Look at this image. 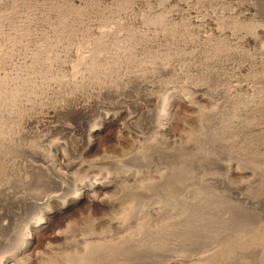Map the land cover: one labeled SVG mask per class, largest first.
Here are the masks:
<instances>
[{
    "label": "rangeland",
    "instance_id": "obj_1",
    "mask_svg": "<svg viewBox=\"0 0 264 264\" xmlns=\"http://www.w3.org/2000/svg\"><path fill=\"white\" fill-rule=\"evenodd\" d=\"M7 1L0 0V13H3L0 14V76L8 77L9 82L0 86V100L4 101L1 100L3 105L0 103V107L11 105L10 93L19 89L20 95L17 94L13 102L17 108L42 102L48 93L54 98L52 101L58 103L80 102L82 106L92 105L96 100L105 103L107 110L90 112L91 117L87 118L91 122L89 127H99L105 117L116 119L101 129L102 135L93 146L84 144L71 151L76 154L69 155V161H77L82 151L88 161L103 156L107 164H96L92 174L96 173L97 177L105 180L123 176L124 181L122 186L109 191V194L100 193V196H107L125 206L122 205L119 211L103 212L104 215L101 213L90 218L87 216L89 212L81 206H64L58 199L49 204L52 211L63 206L64 210L69 208V215H59V212V217L48 227L43 225L38 235L40 251L44 250L46 243L58 245L56 259L52 258L51 263L47 261L48 264H93L88 262L87 256H82V247L72 244L74 240L59 245L50 239L53 232L61 227L67 230L68 235L78 237L79 234L78 238L89 234L101 237L107 233L116 234L117 229L92 220L101 216L107 219L116 217L122 223L125 221L130 230L127 234L130 237L134 235L133 240L136 236V241L141 243L140 247L144 248L139 255L141 262L130 261V264H264V0ZM141 15L144 17L140 18ZM155 22L157 26L153 25ZM91 33L101 37H90ZM90 38L95 40H91V47ZM118 43L120 47H117ZM112 44L120 49H114ZM81 45L85 46L81 48ZM76 47L84 56H76ZM83 57L84 64L81 62ZM52 59L54 62L50 63ZM57 62H61L60 65ZM101 62H104L103 66ZM46 68L47 71L43 72ZM157 71L162 72H158L160 77L156 76ZM17 73L19 79L14 78ZM89 74L100 75V80L95 76L92 79L93 75ZM131 76H138L141 82L129 85ZM111 84L117 91L116 95H100V89ZM223 85L228 91H223L226 89ZM41 91H44L40 93L43 98L34 99V95ZM187 100L191 102L190 106L186 105ZM67 114H59L55 118L40 114L37 120L40 122L35 125L39 130L60 125L75 128L76 115ZM163 117H169L168 125L161 120ZM56 136L59 137V133ZM116 136L120 138L116 139ZM0 150V214L10 222L9 225L12 224L9 228L12 232L1 231L0 234L3 240L0 245L5 243L0 247V255L3 252L7 255L18 247L14 239L20 236V229L41 221L47 207H39L44 198L57 191L54 183L25 169L22 163L26 160L18 147L1 145ZM81 175L82 172L79 176L83 177ZM148 225L154 228L147 229ZM70 246H73L74 253ZM124 263L129 264L127 261Z\"/></svg>",
    "mask_w": 264,
    "mask_h": 264
},
{
    "label": "bare ground",
    "instance_id": "obj_2",
    "mask_svg": "<svg viewBox=\"0 0 264 264\" xmlns=\"http://www.w3.org/2000/svg\"><path fill=\"white\" fill-rule=\"evenodd\" d=\"M7 1V0H6ZM80 1V0H79ZM177 1V0H176ZM182 1V0H181ZM189 1V0H188ZM8 2V1H7ZM11 2V0H10ZM29 2V1H28ZM64 2V1H63ZM139 2V1H138ZM141 2V1H140ZM10 4V3H9ZM24 5V4H22ZM40 5V4H39ZM51 5V4H50ZM74 4H72L73 6ZM88 5V4H87ZM86 5V7H87ZM140 5V3H139ZM75 6V5H74ZM83 6H84V3H83ZM14 7H15V4H14ZM12 7V8H14ZM44 7V6H43ZM77 7V6H75ZM79 7V5H78ZM11 8V7H10ZM83 8V7H82ZM29 9V8H28ZM80 10V9H79ZM84 10V9H82ZM8 11V10H7ZM13 11V10H12ZM21 11V10H20ZM53 11V10H52ZM14 12V11H13ZM12 12V13H13ZM48 12V11H47ZM19 13V12H18ZM1 14V13H0ZM8 14V13H7ZM24 14V13H23ZM33 14V13H32ZM49 14V13H48ZM74 14V13H72ZM130 14V13H129ZM150 13H148L149 15ZM3 15V13L1 14ZM136 15V14H134ZM133 15V16H134ZM139 15V14H138ZM137 15V16H138ZM7 16V15H6ZM22 16V15H21ZM24 16V15H23ZM28 16V15H27ZM34 16V15H33ZM132 16V17H133ZM140 16V15H139ZM143 15H141L140 18H142ZM152 16V15H151ZM156 16H158L156 14ZM175 16V15H174ZM182 16V15H181ZM180 16V17H181ZM75 17V16H74ZM108 17V16H107ZM110 17V16H109ZM126 17V15H125ZM144 17V16H143ZM149 17V16H148ZM161 17V16H160ZM163 17V16H162ZM4 18V17H3ZM6 18V17H5ZM4 18V19H5ZM8 18V16H7ZM24 18V17H23ZM122 18V17H121ZM152 18V17H151ZM172 18V17H171ZM176 18V17H175ZM10 19V18H9ZM45 19V18H44ZM54 19V18H53ZM133 19V18H132ZM147 19V18H146ZM149 19V18H148ZM154 19V17H153ZM152 19V20H153ZM158 21H159V18H157ZM174 19V18H173ZM177 19V18H176ZM179 19V18H178ZM31 20V19H29ZM39 20V19H38ZM55 20V19H54ZM118 20V19H117ZM131 20V19H130ZM129 20V21H130ZM151 20V19H150ZM149 20V21H150ZM151 20V21H152ZM11 21V20H10ZM27 21V20H26ZM42 21V20H41ZM52 21V20H51ZM97 21V20H96ZM139 21V20H137ZM136 21V22H137ZM157 21V20H156ZM166 21V20H165ZM180 21V20H178ZM17 22V21H16ZM45 22V21H43ZM89 22V21H88ZM95 22V21H94ZM143 22V21H142ZM146 22V20H145ZM212 22V21H211ZM20 23V21H19ZM22 23V22H21ZM52 23V22H51ZM50 23V24H51ZM140 23H141V20H140ZM150 23V22H149ZM159 23V22H158ZM161 23V21H160ZM159 23V25H160ZM165 23V22H164ZM23 24V23H22ZM36 24V23H35ZM48 24V23H47ZM60 24V23H58ZM68 24V23H67ZM84 24V23H83ZM124 24V23H123ZM147 24H148V21H147ZM152 24V22H151ZM171 24V23H170ZM185 24V23H184ZM150 25V24H149ZM153 25H156V22L153 24ZM152 25V26H153ZM162 25V24H161ZM46 26V25H45ZM52 26V25H51ZM151 26V25H150ZM157 26V25H156ZM41 27V26H40ZM147 27V26H146ZM144 28V27H143ZM157 28V27H156ZM100 29V28H99ZM128 29V28H127ZM146 29V28H144ZM150 29V28H149ZM152 29V28H151ZM158 29V28H157ZM162 29V28H161ZM160 29V30H161ZM108 30V29H107ZM112 31V29H110ZM147 30V29H146ZM159 30V29H158ZM65 31V30H63ZM131 31V29L129 30ZM141 31V29H140ZM157 31V30H156ZM161 31H164V30H161ZM66 32V31H65ZM94 32V31H93ZM109 32V31H107ZM112 32H116V31H112ZM148 32V31H146ZM145 32V34H146ZM101 33V32H100ZM152 33V32H151ZM156 33V32H154ZM163 33V32H162ZM24 34V33H23ZM64 34V33H63ZM102 34V33H101ZM103 34H106L103 33ZM102 34V35H103ZM112 35V33H110ZM129 34V32H128ZM142 34V33H141ZM44 35V33L42 34ZM97 34H94L90 35V37L92 36H95ZM100 35V34H99ZM139 35V34H138ZM40 37V35H38ZM83 36V35H82ZM98 36V35H97ZM113 36V35H112ZM130 36V35H129ZM141 36V35H140ZM146 36V35H145ZM151 36V35H150ZM158 36V34H157ZM161 36V35H160ZM169 36V35H167ZM1 37V36H0ZM99 37V36H98ZM101 37V36H100ZM99 37V38H100ZM103 37V36H102ZM115 37V36H114ZM118 37V35H117ZM116 37V38H117ZM126 37V35H125ZM24 38V37H23ZM124 38V37H123ZM141 38V37H140ZM144 38V37H143ZM159 38V37H158ZM168 38V37H167ZM18 39V38H17ZM26 39V38H24ZM93 39V38H92ZM90 38V47L92 46V43H91V40ZM95 39V37H94ZM138 39V38H137ZM148 39V38H147ZM166 39V38H164ZM169 39V38H168ZM171 39V38H170ZM175 39V38H172V40ZM16 40V39H15ZM28 40V39H27ZM31 40V39H30ZM97 40V39H96ZM117 40V39H116ZM125 40V38H124ZM129 40V43H130V39ZM136 40V39H134ZM143 40V39H142ZM146 40V39H145ZM149 40V39H148ZM155 40V39H154ZM77 41V40H76ZM82 41V40H81ZM93 42H95V40H92ZM101 41V40H100ZM114 41V40H113ZM119 41V40H118ZM126 41V40H125ZM124 41V42H125ZM133 41V40H132ZM138 41V40H137ZM79 42V41H78ZM106 42V41H105ZM122 42V41H121ZM146 42V41H145ZM168 42V41H167ZM21 43V41H20ZM113 43V42H112ZM117 43V42H116ZM132 43V42H131ZM141 43V42H140ZM144 43V42H142ZM165 43V42H164ZM1 44V43H0ZM28 44V43H27ZM42 44V43H41ZM40 44V45H41ZM69 44V43H68ZM70 44H73V43H70ZM94 44V43H93ZM101 44V43H100ZM135 44V43H134ZM147 44V43H146ZM46 45V44H45ZM89 45V44H88ZM87 45V46H88ZM113 45V44H112ZM118 46L117 47H120L119 43L117 44ZM124 45V44H122ZM144 45V44H143ZM159 45V44H158ZM169 45V44H168ZM173 45V44H172ZM183 45V44H182ZM6 46V45H5ZM8 46V45H7ZM17 46V45H16ZM38 46V45H36ZM50 46V45H48ZM53 46V45H52ZM76 46V45H75ZM80 46V44H79ZM82 46H85V45H81V48ZM111 46V45H110ZM129 46V45H128ZM133 46V45H132ZM136 46V45H135ZM147 46V45H146ZM149 48H152L150 47V45H148ZM188 46V45H187ZM2 47V46H0ZM4 47V46H3ZM40 47V46H39ZM47 47V46H46ZM45 47V48H46ZM69 47V46H67ZM71 47V46H70ZM112 47H114V49L116 48L115 45H113ZM122 47V46H121ZM141 47V46H140ZM161 47V46H160ZM169 47V46H168ZM167 47V48H168ZM170 47H171V44H170ZM174 47V46H173ZM9 48V47H8ZM13 48V47H11ZM26 48V47H25ZM32 48V47H31ZM30 48V49H31ZM50 48H52L50 46ZM62 48V47H61ZM65 48V47H64ZM72 48V47H71ZM77 48V47H76ZM87 48V47H86ZM95 48V47H94ZM93 48V49H94ZM103 48V46H102ZM101 48V49H102ZM105 48V47H104ZM142 48V47H141ZM38 49V48H36ZM63 49V48H62ZM67 49V48H66ZM100 49V48H99ZM116 49H120V48H116ZM126 49V48H125ZM123 49V51L125 50ZM130 49V48H129ZM146 49V48H145ZM153 49V48H152ZM172 49V48H171ZM177 49V48H176ZM16 50V49H15ZM56 50V49H55ZM59 50V49H58ZM57 50V51H58ZM79 50H81L79 48ZM96 50V49H95ZM140 50V49H139ZM165 50V49H164ZM163 50V52H164ZM180 50V49H179ZM178 50V51H179ZM48 51H49V48H48ZM51 51V50H50ZM64 51V50H63ZM62 51V52H63ZM71 51V50H70ZM72 51H73V48H72ZM70 52V53H73V52ZM103 51V50H102ZM120 51V50H119ZM122 51V53H123ZM127 51V50H126ZM133 51V50H132ZM148 51V50H147ZM170 51V50H169ZM174 51V50H173ZM19 52V51H18ZM24 52V51H23ZM39 52V51H38ZM40 52H41V49H40ZM85 52V51H83ZM94 52V51H92ZM99 52V51H97ZM104 52V51H103ZM101 52V53H103ZM106 52V51H105ZM111 52V51H110ZM113 52V51H112ZM117 52V50H116ZM131 52V51H130ZM152 52V51H151ZM166 52V51H165ZM20 53V52H19ZM35 53V52H34ZM43 53V51H42ZM44 53H48V52H44ZM54 53V52H53ZM52 53V55H53ZM59 53V52H58ZM89 53H91V51H89ZM107 53V52H106ZM115 53V52H114ZM128 53V52H127ZM134 53V52H132ZM145 53V52H144ZM168 52H166V55ZM174 53V52H173ZM195 53V52H194ZM193 53V54H194ZM3 54V53H2ZM30 54V53H29ZM76 54V52H75ZM81 54V53H80ZM78 53V48H77V55H80ZM83 54V53H82ZM81 54V56H82ZM87 54V53H86ZM96 54V53H94ZM116 54V53H115ZM125 54V53H123ZM136 54V53H135ZM154 54V53H153ZM171 54V53H170ZM181 54V53H180ZM183 54V53H182ZM5 55V54H4ZM8 55V54H7ZM23 55V54H22ZM26 55V54H25ZM24 55V56H25ZM50 55V54H49ZM57 55V54H56ZM55 55V56H56ZM72 55V54H70ZM92 55V54H90ZM97 55H99L97 53ZM111 55H114V54H111ZM117 55V54H116ZM121 55V54H120ZM139 55V54H138ZM147 55V54H146ZM151 55V53H150ZM149 55V56H150ZM156 55V53L154 54ZM162 55V54H161ZM165 55V54H164ZM174 56V54H171ZM1 56V55H0ZM10 56V55H9ZM32 56V55H31ZM60 56V55H59ZM84 56V54H83ZM107 56V55H106ZM110 56V55H109ZM107 56V57H109ZM119 56V54H118ZM125 56V55H124ZM3 57V56H2ZM1 57V58H2ZM29 57V56H28ZM40 57V56H39ZM74 57V56H73ZM87 57V56H86ZM93 57V56H92ZM95 57V55H94ZM97 57V56H96ZM99 57V56H98ZM113 57V56H112ZM123 57V56H122ZM126 57V56H125ZM141 56H139L140 58ZM148 57V56H147ZM159 57V56H158ZM163 57V56H162ZM161 57V58H162ZM186 57V56H185ZM11 58V57H10ZM19 58V57H18ZM46 58V55L45 57ZM48 58V56H47ZM51 58V57H50ZM53 58V57H52ZM61 58V57H59ZM76 58V57H75ZM79 58V56H78ZM81 58V57H80ZM79 58V59H80ZM85 57H83L81 60H83ZM104 58V57H103ZM117 58V56H116ZM129 58V57H128ZM131 58V57H130ZM135 58V57H134ZM143 58V57H142ZM141 58V59H142ZM154 58V57H153ZM164 58V57H163ZM200 58V57H198ZM9 59V58H7ZM13 59V58H11ZM24 59V58H23ZM68 59V57H67ZM93 59V58H91ZM97 60H99V58H95ZM127 59V58H126ZM126 59L124 61H126ZM144 59V58H143ZM160 59V58H159ZM233 59V57H232ZM3 60V58H2ZM38 60V59H37ZM49 60V59H48ZM47 60V61H48ZM60 60V59H59ZM76 60V59H75ZM104 59H101V61H103ZM118 60V59H117ZM128 60V59H127ZM138 60V59H137ZM155 60V59H153ZM163 60V59H162ZM168 60V58L166 59ZM187 60V58L185 59ZM205 60V59H204ZM208 60V59H207ZM215 60V59H214ZM227 60V59H225ZM229 60V59H228ZM231 60V59H230ZM14 61V60H13ZM16 61V60H15ZM42 61V60H40ZM46 61V60H45ZM73 61V60H72ZM78 61V60H77ZM80 61V60H79ZM78 61V62H79ZM86 61V60H85ZM89 61V60H87ZM86 61V62H87ZM123 61V62H124ZM135 61V59H134ZM140 61V59H139ZM138 61V62H139ZM152 60H150L151 62ZM161 61V60H159ZM38 62V61H37ZM54 62V59H52V61H50V63ZM62 62V61H61ZM60 62V63H61ZM65 62V61H63ZM82 63L84 62L81 61ZM81 62L79 64H81ZM85 62V63H86ZM130 62V61H128ZM149 62V60L147 61ZM149 62V63H150ZM154 62V61H153ZM157 62V61H156ZM171 62V61H170ZM176 62V61H175ZM189 62V61H188ZM221 62V61H220ZM229 62V61H228ZM234 62V61H233ZM254 62V61H253ZM264 62V61H263ZM8 63V62H7ZM6 63V64H7ZM41 63V62H40ZM47 63V62H46ZM59 63V62H57ZM56 63V64H57ZM60 63L58 65H60ZM89 63V62H88ZM99 63V62H98ZM104 63V62H101L100 65ZM121 63V62H120ZM135 63V62H134ZM152 63V62H151ZM157 63H161L162 65V62H157ZM164 63V62H163ZM224 63V62H223ZM227 63V62H226ZM238 63V62H236ZM256 63V62H255ZM1 64V63H0ZM3 64V63H2ZM5 64V63H4ZM15 64V63H14ZM21 64V63H20ZM23 64V63H22ZM31 64V63H29ZM39 64V63H38ZM68 64V63H67ZM84 64V63H83ZM144 64V63H143ZM142 64V65H143ZM148 64V63H146ZM153 64V63H152ZM155 64V63H154ZM171 64V63H170ZM174 64V63H173ZM179 64V63H178ZM181 64V63H180ZM179 64V65H180ZM192 64H194V62H192ZM212 64V63H211ZM233 64V63H232ZM259 64V63H258ZM9 65V64H8ZM33 65V64H32ZM40 65V64H39ZM141 65V66H142ZM177 65V64H175ZM209 65V64H207ZM223 65V64H222ZM230 65V64H229ZM256 65V64H255ZM264 65V64H263ZM3 66V65H2ZM5 66V65H4ZM19 66H22V65H19ZM26 66V65H25ZM30 66V65H28ZM47 66V65H46ZM57 66V65H56ZM76 66V65H75ZM81 66V65H80ZM93 67V65H91ZM94 66H95V63H94ZM103 66V65H101ZM148 66V65H147ZM151 66V65H150ZM171 66V65H170ZM221 66V64H220ZM239 66V64H238ZM9 67V66H8ZM15 67V66H14ZM31 67V66H30ZM53 67V65H52ZM128 67V66H127ZM155 68V66H153ZM158 67V66H157ZM160 67V66H159ZM172 67V66H171ZM169 67V68H171ZM181 67V66H180ZM186 67V66H185ZM184 67V68H185ZM197 67V66H196ZM231 67V66H230ZM248 67V66H247ZM257 67V66H256ZM262 67V66H261ZM22 68V67H21ZM33 68V67H32ZM43 68V67H42ZM41 68V69H42ZM59 68V67H58ZM57 68V69H58ZM87 68V67H86ZM91 68V67H89ZM98 68H100V66H98ZM117 68V67H116ZM119 68V67H118ZM117 68V69H118ZM174 68V67H173ZM222 68V67H221ZM229 68V67H228ZM254 69V67H252ZM252 68H249V69H252ZM53 69V68H52ZM107 69V67H106ZM162 69V67H161ZM216 69V68H214ZM220 69V68H219ZM237 69V68H236ZM235 69V70H236ZM13 70V69H12ZM17 70V68H16ZM22 70V69H21ZM81 70V69H80ZM97 70V69H96ZM152 70V69H151ZM154 70V69H153ZM157 70V69H156ZM155 70V71H156ZM160 70V68H159ZM173 70V69H172ZM179 70V69H178ZM201 70V69H200ZM199 70V71H200ZM230 70V69H229ZM4 71V70H3ZM24 71H25V68H24ZM41 71V70H40ZM47 71V68L43 71V72H46ZM71 71H73L71 69ZM83 71V70H82ZM93 71V69H92ZM103 71V70H102ZM119 70H117L118 72ZM162 71V70H161ZM223 71V70H222ZM238 71V70H237ZM250 71V70H249ZM253 71V70H252ZM17 72V71H16ZM23 72V71H22ZM49 72V71H48ZM57 72V71H56ZM79 72V70L77 71V73ZM85 72V71H84ZM87 72V71H86ZM114 71H112L110 73V75L113 73ZM116 72V71H115ZM116 72L117 75H119L118 73ZM121 72V71H120ZM127 72V71H126ZM129 72V71H128ZM146 72V71H145ZM159 73H162L160 71H157V75L158 76ZM177 72V71H176ZM175 72V73H176ZM214 72V71H213ZM212 72V73H213ZM245 72V71H244ZM4 73V72H3ZM13 73V72H12ZM26 74H28L27 72H24ZM23 73V74H24ZM32 72H30L31 74ZM76 73V72H75ZM83 73V72H82ZM103 74V72H101ZM108 73V72H107ZM125 73V71H124ZM131 73V72H130ZM144 73V72H143ZM150 73V72H148ZM164 73V72H163ZM182 73V72H181ZM204 73V72H203ZM242 73V72H241ZM252 73V72H251ZM2 74V73H1ZM45 74V73H44ZM57 74V73H56ZM60 74V73H59ZM58 74V75H59ZM98 74V72H97ZM115 74V75H116ZM166 74V73H165ZM190 74V73H189ZM215 74V73H213ZM240 74V73H239ZM244 74V73H243ZM249 74V73H248ZM13 75V74H12ZM34 75V74H33ZM51 75V74H50ZM53 75V74H52ZM51 75V76H52ZM74 75V74H73ZM72 75V76H73ZM77 75V74H75ZM82 75V74H81ZM86 75V74H85ZM90 75V74H89ZM93 75V74H91ZM90 75V76H91ZM96 75V74H95ZM93 75L91 78H95L96 76ZM126 75V74H125ZM149 75V76H148ZM146 76H148L149 78L151 77L150 74H148ZM163 75V74H162ZM184 75V73H183ZM19 76V73L15 74L14 78L16 79H19L20 77ZM22 76V75H21ZM44 75H42L43 77ZM46 76V74H45ZM66 76V75H65ZM84 76V74H83ZM95 76V77H94ZM124 76V75H123ZM139 76V75H138ZM138 76H131L129 77L128 79V84H136L139 82H141V79L138 77ZM154 75H152L153 77ZM197 76V75H196ZM241 76V75H240ZM28 77V76H27ZM50 77V76H49ZM54 77V76H53ZM61 77H64V76H59ZM67 77V76H66ZM75 78V76H73ZM89 76H87L88 78ZM100 77V75L98 76ZM96 77V78H98ZM102 77H106V76H103ZM117 78V76H115ZM114 77V78H115ZM145 77V76H144ZM147 77V78H148ZM160 77V75L158 76ZM182 77V76H181ZM187 77V76H186ZM193 77V76H192ZM36 78V76H35ZM65 78V77H64ZM63 78V79H64ZM69 78V77H68ZM77 78V76H76ZM90 78V79H91ZM111 78V77H110ZM146 78V79H147ZM155 78V77H154ZM178 78V77H177ZM180 78V77H179ZM188 78V77H187ZM80 79V78H79ZM85 79V78H84ZM91 79V80H92ZM99 79V78H98ZM102 79V78H101ZM152 79V78H150ZM184 79V77H183ZM9 78L6 77V76H0V86L6 84V82L8 83L9 81ZM29 80V79H28ZM73 80V79H72ZM77 80V79H76ZM100 80V79H99ZM149 80V79H148ZM13 81V80H12ZM22 81V80H21ZM26 81V80H25ZM78 81V80H77ZM93 81V80H92ZM110 81V80H109ZM119 81V80H118ZM29 82V81H28ZM34 82V81H33ZM56 82V81H55ZM67 82V81H66ZM73 83V81H70ZM95 82V81H94ZM123 82V81H122ZM127 82V80H126ZM153 82V81H152ZM59 83V82H57ZM83 83V82H82ZM81 83V84H82ZM101 83V82H100ZM103 83V82H102ZM101 83V84H102ZM237 83V82H236ZM66 84H69V83H66ZM80 84V83H79ZM122 84V83H121ZM129 84V85H130ZM146 84V83H145ZM248 84V83H247ZM10 85V83H9ZM47 85V84H46ZM62 85V84H61ZM78 85V84H77ZM88 85V84H87ZM86 85V86H87ZM120 85V84H119ZM125 85V84H124ZM127 85V84H126ZM125 85V86H126ZM242 85V84H241ZM251 85V84H250ZM97 86V85H95ZM115 86V85H114ZM132 86V85H131ZM135 86V85H134ZM139 85H137L138 87ZM155 86V85H154ZM234 86H238V85H234ZM36 87V86H35ZM48 87V86H46ZM60 87V85H59ZM78 87V86H77ZM123 87V85H122ZM149 87V86H148ZM223 88L225 87L224 85L222 86ZM230 87V86H229ZM241 87V86H240ZM249 87V86H248ZM24 88V87H23ZM65 88V87H64ZM134 89L136 87H133ZM144 88V87H143ZM226 88V87H225ZM22 89V88H21ZM42 89V88H41ZM55 89V88H54ZM54 89H52V91H55ZM68 89H71V88H68ZM127 89V88H126ZM125 89V90H126ZM146 89V87H145ZM236 89V88H235ZM32 90V89H31ZM51 90V89H50ZM132 90V89H131ZM227 90L224 89L223 91ZM230 90V88H229ZM234 90V89H233ZM240 90V89H239ZM238 90V91H239ZM242 90V89H241ZM246 90V89H245ZM252 90V89H251ZM10 91V90H8ZM33 91V90H32ZM51 91V92H52ZM59 91V90H58ZM71 91V90H70ZM87 91V90H86ZM122 91V90H121ZM126 91H130L129 88L126 90ZM228 91V90H227ZM3 92V91H2ZM7 92V91H6ZM28 92V91H27ZM48 92V91H47ZM67 92V91H66ZM116 89L112 87V84L111 85H106V86H103L101 89H100V95H107L108 96H113V95H116ZM9 93V92H8ZM19 89H15L14 91H12L10 93V100H11V105H4V106H1L0 107V148H1V145L2 146H9L10 144H13L14 146L18 147L21 151V153L24 155V158L26 160L25 163H22L23 166L25 167V169H27V171L33 175H37L39 177V175L41 177H45L48 181H50V183H54V187L56 188L55 190L57 191L56 194H52V195H49L46 197V199L44 198V202L41 203L39 205V207H46L45 211H44V214L42 215L43 217L41 218V221H38V223L36 225H27V226H24L22 229H20V236L18 238H16V240L14 239V241L16 242V244H18V247L13 251L11 252L10 254H3L5 252H3L1 255H0V264H48L47 261H49V263H51V259L52 258H55L56 259V254L58 252H56V249H58V245H55L52 244V245H49V243H46V247H44V250L43 251H40L41 249V246H40V243L38 241V235L39 233L41 232V230L43 229L42 226L46 224V226L50 225L51 222H53L56 217H59V215H63V214H66V215H69V208L64 210V206L65 205H77V206H81L80 208H85V211H88V217L92 216V215H95V216H99L98 214L102 215L101 213L105 212L108 213L110 211H119L122 207V205L124 203H122V205L120 206L119 202L117 203L114 199L112 198H108L107 196H104V197H101L100 196V193L104 194V193H107L109 194L108 192L115 189V188H118L120 186H122V183L124 181V177L123 176H119L117 178H112V179H100L99 177H97V175L95 174H92L94 171V167L96 164H104V162L106 161H103L104 158L102 156V158L100 159H91V160H87L85 159L87 156H86V153L85 152H81L79 156V158L77 159V161H69V155H73L72 153H70L71 151H73L77 146L78 147H81L82 145L86 144L87 146L91 147L95 144V140L100 137L102 135L101 133V129L106 126L107 124H110V123H113V122H116V119H111L109 117H105L102 121H101V125H99V127H89L90 125V120L88 121L87 118L88 117H91L90 112L91 111H99L100 113L103 112V110L105 109V103H102L100 102L99 100H96L94 103H92V105H86V106H82L80 105L79 103H74V104H68V103H58L57 101L56 102H53L52 99H54L52 97V95H49L48 93L46 94V96H44V99L43 96L40 94V93H44V91H41L39 92L37 95H34V99H42V102H38V103H32V104H29V105H25V107H20L17 108L13 105V102L19 94ZM65 93V92H64ZM78 93V92H77ZM99 93V92H98ZM1 94V93H0ZM7 94V93H6ZM5 94V95H6ZM24 95L26 93H23ZM67 94V93H66ZM81 94V93H80ZM79 94V95H80ZM92 94V92H91ZM226 94V93H225ZM232 94V93H231ZM229 93V95H231ZM56 95V94H55ZM93 95V94H92ZM2 96V95H1ZM8 96V95H7ZM6 96V97H7ZM30 96V95H29ZM42 96V98H40ZM65 96V95H64ZM91 95H89L90 97ZM122 96V95H121ZM125 96V95H124ZM225 96V95H224ZM18 97V96H17ZM56 97V96H55ZM58 97V96H57ZM63 97V96H62ZM101 97V96H100ZM117 97V96H116ZM3 98L4 95H3ZM32 98V97H31ZM66 98V97H65ZM115 98V96L113 97ZM139 98V97H138ZM23 99V98H22ZM59 98H56V100H58ZM68 99V98H67ZM66 99V100H67ZM96 99V98H94ZM2 100V99H1ZM0 100V103L2 104ZM30 100V99H29ZM63 100V98H62ZM76 100V99H75ZM3 101V100H2ZM7 101V100H5ZM9 101V100H8ZM21 101V100H20ZM26 101V100H25ZM28 101V99H27ZM26 101V102H27ZM34 101V100H33ZM73 101V100H72ZM94 101V100H92ZM4 102V101H3ZM72 103V102H71ZM186 105L190 106L191 105V102L189 100H187L186 102ZM16 104V103H15ZM21 104V103H20ZM24 104V103H23ZM27 104V103H26ZM3 105V104H2ZM24 106V105H23ZM105 106V107H104ZM110 106V105H109ZM22 108V109H21ZM169 109V108H168ZM107 110V109H105ZM49 114L51 115V117L55 118L56 116H59V114H67V113H73L74 115H76V119H77V126L75 128H72L70 126H67V125H60V126H49L48 128H42L43 130H39V127L35 125V123L37 122V120H39V115L41 114ZM40 115V116H41ZM68 115V114H67ZM73 116V115H72ZM104 116V115H103ZM109 116V115H108ZM116 117V116H115ZM114 117V118H115ZM117 118V117H116ZM169 117H163L161 120L164 121V124L165 125H168L169 124ZM65 119V118H64ZM64 121V120H63ZM40 122V121H38ZM37 122V123H38ZM65 122V121H64ZM66 123V122H65ZM60 124V123H59ZM68 124V123H67ZM100 124V123H99ZM119 124V123H118ZM40 125V124H38ZM121 127V126H120ZM24 128L26 130H24ZM126 128V127H125ZM121 129V128H120ZM119 129V130H120ZM165 130V129H164ZM158 131V130H157ZM167 131V130H165ZM124 132V131H123ZM59 133V137L56 136V134ZM154 134V133H153ZM56 136V137H55ZM134 136V135H133ZM118 136H116V139H117ZM120 138V136L118 137V139ZM137 140V139H136ZM150 140V138H149ZM143 141H145V139H143ZM148 141V140H147ZM89 143V144H88ZM3 148V147H2ZM15 149V148H14ZM3 150V149H2ZM12 150V149H11ZM1 151V150H0ZM5 151V150H4ZM3 152V151H2ZM74 152V151H73ZM87 152V151H86ZM16 153V152H15ZM78 153V152H77ZM4 154V153H2ZM7 154V153H6ZM76 154V152H75ZM74 154V155H75ZM2 156V155H1ZM10 156V154H9ZM22 156V155H21ZM19 157V156H18ZM106 159H108V157L105 155ZM3 158V157H2ZM9 158V157H8ZM6 158V159H8ZM93 158V157H92ZM14 159V158H13ZM115 159V158H114ZM4 160V159H3ZM112 160V159H109V161ZM19 161V160H18ZM114 161V160H113ZM117 161V160H115ZM108 162V161H107ZM112 163V161H110ZM106 163V162H105ZM110 163V164H111ZM6 164V163H5ZM107 164V163H106ZM109 164V163H108ZM10 166V165H9ZM17 167V166H16ZM23 167V168H24ZM7 168V167H6ZM22 168V167H21ZM7 170V169H6ZM11 172H13L11 169H9ZM16 171V169H15ZM10 172V173H11ZM23 172V171H22ZM82 172V175L83 177H80L79 176V173ZM15 173V172H13ZM12 174V173H11ZM156 174V173H155ZM29 176V175H28ZM27 176V177H28ZM135 176V175H134ZM133 176V178H134ZM37 178V177H36ZM42 178V179H43ZM136 178V177H135ZM142 178V177H141ZM31 179V177H30ZM33 179V178H32ZM8 180V179H7ZM23 180V179H22ZM34 180V179H33ZM127 180V179H126ZM14 181V180H13ZM24 181V180H23ZM40 181V180H39ZM131 181V180H130ZM138 181V180H137ZM142 181V180H141ZM15 183V182H14ZM48 183V184H50ZM128 183V182H127ZM51 185V184H50ZM53 185V184H52ZM136 185V183H135ZM14 186H16L14 184ZM137 187V186H136ZM6 190V189H4ZM7 192V191H6ZM111 194V193H110ZM56 199H58V201H63V207H60V208H56L55 210L52 211V206L49 204H51L53 201H55ZM128 202V201H127ZM58 204V202L56 203ZM125 206V205H123ZM69 207V206H68ZM54 208V207H53ZM127 208V207H126ZM44 209V208H43ZM78 209V208H77ZM76 210V209H75ZM136 209L133 210V212L135 211ZM47 211V212H46ZM61 212L59 215L58 213ZM147 212V211H145ZM119 213V212H118ZM123 213V212H122ZM125 213V212H124ZM112 214V213H111ZM128 214V212L126 213ZM135 214V213H133ZM145 214V213H143ZM150 214V213H149ZM104 215V213H103ZM109 215V214H108ZM154 215V213H153ZM65 216V215H63ZM122 216V215H121ZM136 216V215H135ZM147 216V215H146ZM67 217V216H66ZM137 217V216H136ZM140 217V215H139ZM91 218V217H90ZM116 218V217H115ZM107 219L105 218V216H101V217H96V218H92V220H94V222H98L101 221L103 222L106 226L110 227V228H114V229H117L118 232L116 234H112V233H107L106 235L104 236H97V235H94V234H89L88 236H85V237H81V238H78L79 237V234L78 237L77 236H71V235H68L67 233V230L66 229H62L61 228H58L56 229L53 234H52V237L50 240H52L51 242H54V243H59L60 244H66L68 241H71V240H74V244L75 247L76 246H80L82 247V250L84 251L83 255L82 256H87L88 257V262H92L93 264H122L124 263V261H127L128 263L131 261V262H134V263H140L141 261L140 258H139V255L141 253V250L142 248L140 247L141 243H139V241H136V236L133 240V236L130 237L127 233L128 231V226L126 223H122V222H119L117 219ZM130 218V217H129ZM136 219V218H135ZM91 220V219H90ZM126 220V219H125ZM129 221V220H128ZM132 221V220H130ZM129 221V222H130ZM134 221V219H133ZM137 221V220H136ZM140 221V219H139ZM154 222V221H152ZM132 223V222H131ZM139 223V222H137ZM141 223V222H140ZM151 223V222H149ZM10 222H8L7 220H4L3 219V216L0 214V234H1V231H6V232H9V230L11 231L10 226L9 225ZM129 224V223H128ZM130 225V224H129ZM132 225V224H131ZM136 225V224H135ZM47 226V227H48ZM151 226L149 227V225L146 227L148 229V227L151 229ZM132 227L134 228L135 226L132 225ZM140 227V226H139ZM154 228V226H152ZM13 228V227H12ZM46 228V227H45ZM96 228V227H95ZM140 229V228H139ZM145 229V228H144ZM13 230V229H12ZM134 230V229H133ZM142 230V229H141ZM153 230V229H152ZM116 231V230H115ZM147 231V230H146ZM154 231V230H153ZM12 232V231H11ZM69 232V231H68ZM138 232V230L136 231ZM152 232V231H151ZM71 232H69L70 234ZM130 233V232H129ZM7 234V233H6ZM15 234V233H14ZM140 233H138L137 235H139ZM147 234V233H146ZM145 234V235H146ZM3 235V233H2ZM8 235V234H7ZM51 236V235H50ZM147 236V235H146ZM2 237V236H1ZM149 237V236H148ZM147 237V238H148ZM4 238V236H3ZM11 238V237H10ZM12 238H14V236H12ZM11 238V239H12ZM138 239V238H137ZM140 239V238H139ZM13 240V239H12ZM44 240V239H43ZM148 240V239H147ZM2 239L0 238V242L2 243ZM9 241V240H8ZM73 242V241H72ZM9 243V242H8ZM11 243V242H10ZM9 243V244H10ZM69 243V242H68ZM149 243V242H148ZM5 244V243H4ZM3 244V246H4ZM43 244V242H42ZM71 244V243H70ZM69 244V245H70ZM147 244V242H146ZM145 244V245H146ZM12 245V243H11ZM48 245V246H47ZM0 245V247H3ZM63 247V246H62ZM73 247V246H72ZM70 246L69 249L72 248ZM147 247H149V245H147ZM39 248V249H38ZM65 248V247H64ZM1 249V248H0ZM60 249V248H59ZM144 249V248H143ZM62 250V248L60 249ZM72 250V249H71ZM147 251V249H145ZM1 251V250H0ZM3 251V250H2ZM65 251V250H64ZM73 251V250H72ZM155 251V250H154ZM7 252V251H6ZM153 252V250H152ZM62 253V252H61ZM66 253V252H64ZM62 253V254H64ZM74 253V251H73ZM77 253V252H76ZM149 253V252H148ZM152 255V254H151ZM150 255V256H151ZM153 255H154V252H153ZM81 256V257H82ZM129 256H130V259H129ZM116 257V258H115ZM149 257V256H148ZM152 257V256H151ZM150 257V258H151ZM155 257V255H154ZM80 258V257H79ZM132 258V259H131ZM54 259V260H55ZM67 259V258H66ZM148 259V258H147ZM152 259V258H151ZM85 260V259H84ZM157 260V259H156ZM61 261V260H60ZM65 261V260H64ZM121 261V262H120ZM149 261V259H148ZM54 262V261H53ZM84 261H81L80 263H83ZM98 262V263H97ZM155 262V261H154ZM56 263V262H54ZM84 263H87L86 261ZM150 263V261H149ZM91 264V263H90ZM125 264V263H124ZM130 264V263H129ZM150 264H153V263H150Z\"/></svg>",
    "mask_w": 264,
    "mask_h": 264
}]
</instances>
